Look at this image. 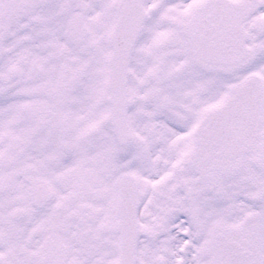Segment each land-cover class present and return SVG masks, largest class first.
Listing matches in <instances>:
<instances>
[{
    "label": "snow or ice",
    "instance_id": "1",
    "mask_svg": "<svg viewBox=\"0 0 264 264\" xmlns=\"http://www.w3.org/2000/svg\"><path fill=\"white\" fill-rule=\"evenodd\" d=\"M0 264H264V0H0Z\"/></svg>",
    "mask_w": 264,
    "mask_h": 264
}]
</instances>
